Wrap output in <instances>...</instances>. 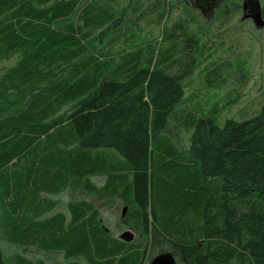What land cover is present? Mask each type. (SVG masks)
<instances>
[{"label":"trees","instance_id":"obj_1","mask_svg":"<svg viewBox=\"0 0 264 264\" xmlns=\"http://www.w3.org/2000/svg\"><path fill=\"white\" fill-rule=\"evenodd\" d=\"M174 2L0 0V65L17 56L0 73V240L38 257L0 247V264H264V103L218 123L241 96L211 102L233 63L203 67L199 8L171 20ZM98 202L122 203L137 240Z\"/></svg>","mask_w":264,"mask_h":264},{"label":"rangeland","instance_id":"obj_2","mask_svg":"<svg viewBox=\"0 0 264 264\" xmlns=\"http://www.w3.org/2000/svg\"><path fill=\"white\" fill-rule=\"evenodd\" d=\"M171 1H176L174 2L176 6L173 9L171 20H176L179 16L183 17L185 15L182 5L183 0ZM186 1L190 4L197 5L199 8L197 10L198 17L195 29L198 24L204 28L207 50L211 54L210 57H212L204 62L203 67H208L207 71H210L219 65L222 68L224 65L221 64L222 61H230L233 63L232 72L235 73L230 77L226 85L221 84L220 87H215L210 92L212 96L211 102L220 101L223 104L224 100L227 103L231 97H237L235 95L237 93L241 94V96L237 101L225 106L224 112L218 117V123L222 125L228 118L234 117L240 119L242 118L241 115H250L251 111L253 112L257 108L260 109L264 103V27L258 28L253 20L244 17L245 14L242 9L243 0H223V2L226 1L227 5L222 6L221 10H217V6H215L216 0ZM259 2L264 13V0H259ZM236 3L240 5L238 10H234ZM199 10L201 14H199ZM149 17L145 19H153ZM146 21L144 20L142 23V27L145 28L143 35L153 34L160 36L162 27L161 29H155L157 26L155 23L146 24ZM168 24L171 25L172 22H168ZM153 29H155L154 32H152ZM16 60L17 56H14L10 60L2 62L0 65V73H3L6 68L12 66ZM222 71V74L227 78L228 69L223 67ZM197 74L202 75L200 71H197L193 77V86L188 90V93L196 91L195 89L203 91L202 81L199 80ZM228 92H230L231 96H229ZM173 135L176 137V131H174ZM93 181L101 185L104 178L94 177ZM71 198L72 195L69 191L55 195L53 199L57 202L56 211L67 212V203ZM98 204L102 208L101 212L105 226L113 235L120 237L123 233L129 231L134 235L133 240H137V232L126 225H122L120 222L121 215L125 211L122 203H116L111 206L99 202ZM0 247L3 249L7 260L16 254L34 261L38 259L36 255L31 256V254L18 250L15 246L3 240H0ZM157 255L159 254H155V257ZM153 258H149L145 264H151Z\"/></svg>","mask_w":264,"mask_h":264},{"label":"water","instance_id":"obj_3","mask_svg":"<svg viewBox=\"0 0 264 264\" xmlns=\"http://www.w3.org/2000/svg\"><path fill=\"white\" fill-rule=\"evenodd\" d=\"M251 5V4H250ZM255 14L253 15V22L258 28L264 27V18H263V12L262 7L260 5L259 0H256L255 2ZM253 2L251 6H254ZM244 9L246 8V2H244ZM134 235L131 232H125L123 233L120 238L126 241L133 240ZM151 264H177L176 259L171 252H163L157 255L152 261Z\"/></svg>","mask_w":264,"mask_h":264},{"label":"flooded vegetation","instance_id":"obj_4","mask_svg":"<svg viewBox=\"0 0 264 264\" xmlns=\"http://www.w3.org/2000/svg\"><path fill=\"white\" fill-rule=\"evenodd\" d=\"M222 0H216V4L215 6H218L220 3H221ZM244 2H246V8L244 9V6H243V12H244V17H246L247 19H250V20H253V15L255 14V2L256 0H243V5H244ZM252 2H253V5L254 6H251L252 5ZM251 4V5H250ZM263 12V10H262ZM263 18H264V13H263Z\"/></svg>","mask_w":264,"mask_h":264}]
</instances>
